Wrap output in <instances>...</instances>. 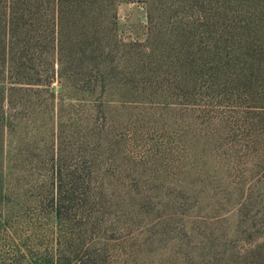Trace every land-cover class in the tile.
<instances>
[{
    "label": "trees",
    "instance_id": "obj_1",
    "mask_svg": "<svg viewBox=\"0 0 264 264\" xmlns=\"http://www.w3.org/2000/svg\"><path fill=\"white\" fill-rule=\"evenodd\" d=\"M118 1L0 0V206L8 224L28 204L56 223L30 240L11 226L18 251L45 246L36 264H83L70 248L113 207L143 216L149 186L194 190L180 203L218 223L254 202L264 0H130L147 25L128 39ZM227 264H264V239Z\"/></svg>",
    "mask_w": 264,
    "mask_h": 264
},
{
    "label": "rangeland",
    "instance_id": "obj_2",
    "mask_svg": "<svg viewBox=\"0 0 264 264\" xmlns=\"http://www.w3.org/2000/svg\"><path fill=\"white\" fill-rule=\"evenodd\" d=\"M117 11L120 31L126 39L144 36L147 25L144 5L119 0ZM257 160L259 166L256 165L254 172L249 167L241 169L245 191L254 182L255 192L254 202L243 210L246 217L241 223L234 220L230 224L218 223L221 219L206 209L195 210L194 202L180 203L178 198L183 197L182 193L186 192L187 197L194 196V190L163 189V186L154 185L148 187L154 188L150 193L153 200L143 207V216L128 215L127 209L113 207L112 212L116 214L103 224L100 234L97 229L94 235L83 234L70 251H75L80 258L84 256L83 264H227L230 255H241L264 239V149L259 151ZM18 208H14L15 218L8 224L3 205L0 206V264H36L39 258L32 255L37 253L43 260L41 255L46 251L44 245L31 252L22 245L18 251L15 243L21 242L17 237L14 241L11 226L21 229L23 238L29 240L32 234L26 229L31 225L40 229L56 227L52 220L39 219L38 211L31 205L21 211ZM238 225L243 236L235 243L233 232ZM99 239L103 242L102 251L101 246L95 244Z\"/></svg>",
    "mask_w": 264,
    "mask_h": 264
}]
</instances>
